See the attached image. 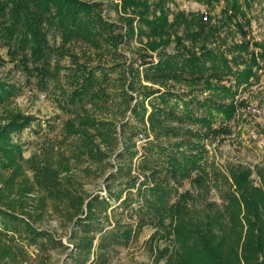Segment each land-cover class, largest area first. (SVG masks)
<instances>
[{"label": "rangeland", "instance_id": "rangeland-1", "mask_svg": "<svg viewBox=\"0 0 264 264\" xmlns=\"http://www.w3.org/2000/svg\"><path fill=\"white\" fill-rule=\"evenodd\" d=\"M21 1L32 4L31 0H0V8L4 6L0 11V81L15 89L0 104V121L9 111L32 115L35 120L13 134L16 162L0 166V173L8 178L7 202L26 213L22 217L28 218L29 226L7 216L4 224L16 226L19 235L0 231L1 241L20 254V264H72L64 260V249L53 248L26 228L49 232L69 245L71 224L59 207L68 198L81 201L91 194L106 195L107 174L129 163L116 156L127 144L136 151L132 175L146 178L148 185H165L168 194L152 210L138 211L144 196L135 188L128 192L130 203L122 206L121 200L110 201L109 223L113 226L119 220L130 234L109 251L106 264H168V260L173 264L180 256L193 257L185 254L183 241L207 212L222 207L231 189L232 169L238 164L264 163V0H237L235 10L228 0H84L96 2L102 19L111 23L107 34L124 33L136 11L144 10L149 18L164 12L167 24L158 34L141 31L129 41L115 39L108 44L100 39L105 32L94 38L66 39L60 27L49 26L50 17L45 14L39 46H26L13 55L1 34ZM160 36L167 40L169 52L179 44L193 52L204 47L222 50L231 74L221 79L209 72L193 76L145 73L140 63L154 53L144 43ZM76 64L98 80L87 96L71 104L67 97L81 80ZM131 64L140 71L134 80L127 70ZM207 79L231 85L233 97L210 98L214 104L236 106L228 121L204 125L193 118L207 115L210 102L205 100L209 98L200 88ZM145 86L169 89L185 101L166 108L154 103V109H165L167 115H148L150 108L144 101L147 112L142 121L131 115L133 103L129 104L131 99L122 90L139 100L137 92ZM179 147L195 156L193 161L181 160V170L174 171L170 161Z\"/></svg>", "mask_w": 264, "mask_h": 264}, {"label": "trees", "instance_id": "trees-1", "mask_svg": "<svg viewBox=\"0 0 264 264\" xmlns=\"http://www.w3.org/2000/svg\"><path fill=\"white\" fill-rule=\"evenodd\" d=\"M21 2L18 4L21 8L13 14L9 24L3 26L1 34L8 48L7 51L13 55L26 46L32 48L39 46L43 39L39 35L44 34L41 18L45 14L50 17L49 26L60 27L66 39L79 36L94 38L105 32V37L102 36L100 39L108 44H114L115 39L123 42L129 41L141 31L158 34L167 24L164 12L149 18L144 10L136 11L134 17L128 19L124 33L107 34L110 33L111 23H106L102 19L100 12L97 11L98 4L96 2L31 0L32 4L29 6ZM228 2L234 10L237 8V0H228ZM33 6L38 14L33 13ZM3 8L4 6L0 8V11ZM51 11L52 15H50ZM32 24L35 27H31ZM166 43L167 40L161 36L144 43L145 48L154 53V55H147L149 59L140 63L145 73L171 74L179 72L193 76L209 72L221 79L231 74L229 59L222 50L216 47H204L199 52H193L188 47L179 44L173 48V52H169L165 48ZM74 66L79 70H77V75L81 80L67 97L71 104L87 96L98 80L97 75L91 71L86 73L84 66L79 64ZM127 70L131 80L138 78L140 74L138 67L135 68L131 64ZM100 73L102 76H106L104 70H101ZM74 76L76 75L74 74ZM129 86L131 87V85ZM200 88H202L201 92L209 98L205 102L210 103L207 115L193 117L195 121L204 125H210L215 120L228 121L233 116L236 106L225 102L214 104L210 98L216 97L223 100L226 97H233L231 85L214 84L210 79H207ZM14 90L12 85L0 81V104L13 95ZM122 91L123 95H127L131 99L129 104L133 103L130 108L131 115L142 121L147 112L144 101H148L147 104L150 108L148 115H153L156 112L163 115L169 114L165 109H154V103H159L166 108L170 104H180V101H185L169 89H150L145 86L137 92L139 100L137 96L128 94L124 89ZM183 108V113L190 116L189 109L186 106ZM34 120L32 115L9 111L0 121V166L2 168L16 162V155L13 152H16L18 147L13 142V134L29 127ZM125 124L127 123L125 122L122 127ZM174 153H176V157L170 161V167L174 171L181 170L183 164L181 160L193 161V156H195L194 153H187L181 147L175 149ZM116 156L118 159L128 160L129 163L120 165L107 174L104 180L106 195L91 194L81 201H71L68 198L66 199L67 204L59 207L63 217L69 222V225L71 224L67 234L69 245H65L60 238L52 237L49 232L32 231L29 227L26 228V231L33 233L36 237L45 238L53 245V248L64 249L66 252L64 260H69L72 264H106L109 259V251L120 240L128 239L130 234V231L120 225L119 220L114 221L113 226L109 223L107 211H113L110 201L121 200L122 206L130 203L128 192L135 188L138 195L144 196L138 211L152 210L157 204L160 205L168 194L165 185H148L146 178L139 180L137 176L132 175V160L136 157V151L131 146L124 144ZM231 177V189L227 193L222 207L218 211L207 212L203 220L190 228L183 241L185 254L191 253L194 256L188 258L180 256L173 264H264V163L253 166L238 164L232 169ZM7 180L8 178L4 179L0 173V221L2 223L0 231L3 235L11 233L19 235L16 226L9 227L4 224L7 220L4 218L12 217V219H17L29 226L28 218L22 217L26 213L17 212L11 203L7 202V194L4 191L6 183H8ZM113 181H117V183L112 184ZM123 193H125V197L122 199ZM150 238L152 239L153 236ZM1 240L2 238H0V261L3 264H20L21 261L17 262L20 254ZM167 263L171 264V260H168Z\"/></svg>", "mask_w": 264, "mask_h": 264}, {"label": "built area", "instance_id": "built-area-1", "mask_svg": "<svg viewBox=\"0 0 264 264\" xmlns=\"http://www.w3.org/2000/svg\"><path fill=\"white\" fill-rule=\"evenodd\" d=\"M140 136H142V135H140Z\"/></svg>", "mask_w": 264, "mask_h": 264}]
</instances>
